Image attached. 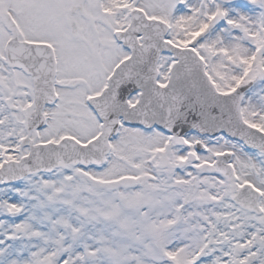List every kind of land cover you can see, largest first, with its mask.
Segmentation results:
<instances>
[{
  "label": "snow or ice",
  "instance_id": "snow-or-ice-1",
  "mask_svg": "<svg viewBox=\"0 0 264 264\" xmlns=\"http://www.w3.org/2000/svg\"><path fill=\"white\" fill-rule=\"evenodd\" d=\"M0 264H264V0H0Z\"/></svg>",
  "mask_w": 264,
  "mask_h": 264
}]
</instances>
